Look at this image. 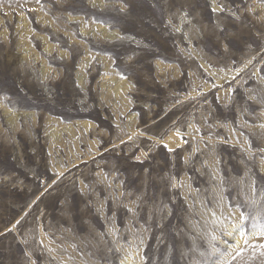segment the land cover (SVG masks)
<instances>
[{
    "label": "rangeland",
    "instance_id": "rangeland-1",
    "mask_svg": "<svg viewBox=\"0 0 264 264\" xmlns=\"http://www.w3.org/2000/svg\"><path fill=\"white\" fill-rule=\"evenodd\" d=\"M262 226L264 0H0V264H264Z\"/></svg>",
    "mask_w": 264,
    "mask_h": 264
},
{
    "label": "snow or ice",
    "instance_id": "snow-or-ice-1",
    "mask_svg": "<svg viewBox=\"0 0 264 264\" xmlns=\"http://www.w3.org/2000/svg\"><path fill=\"white\" fill-rule=\"evenodd\" d=\"M261 235H264V226H262V228H261ZM260 247L261 248H264V245H260ZM262 254H264V253H262Z\"/></svg>",
    "mask_w": 264,
    "mask_h": 264
}]
</instances>
